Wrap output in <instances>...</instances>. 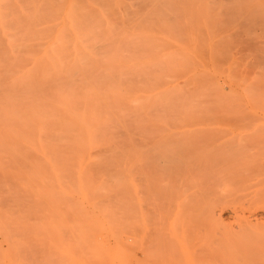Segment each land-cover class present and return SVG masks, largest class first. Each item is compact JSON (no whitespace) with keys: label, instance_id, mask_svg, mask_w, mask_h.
Segmentation results:
<instances>
[{"label":"rangeland","instance_id":"374dc122","mask_svg":"<svg viewBox=\"0 0 264 264\" xmlns=\"http://www.w3.org/2000/svg\"><path fill=\"white\" fill-rule=\"evenodd\" d=\"M87 1L80 0L75 6L79 14L85 13L88 9ZM89 1L96 11L107 13L106 16L109 18L111 16V21L114 19L117 25L120 21L118 28L121 31L131 32L130 35L128 32L123 34L126 36L122 37L123 40L116 38L117 35L122 36V33L118 31L119 29L116 30L117 25L112 21L116 25L115 35H112L113 41L115 39L119 45L111 41L112 48L109 49V55L110 53L117 55L111 54L114 58L117 57L118 63L114 64V59L115 66L112 67L117 68L115 70L118 74L125 68V72L129 70L128 78H131L126 80V84H122V87L124 88L125 85L128 91L121 87L122 91L116 93L120 94L124 91L126 94L130 91L135 97L127 93L132 98L129 99L132 102L134 99L137 102L138 99V106H134L136 102L131 101L127 104L129 101L127 96L121 93L125 99V106L123 103L119 106L121 110L119 114L120 112L121 114L118 117L126 119L127 126L125 122L119 123L118 119L117 125L104 124L102 126H107V129L104 130L102 127L103 130H99L97 135L99 141L96 144L99 146L95 145L94 149L105 150L103 158L107 153L116 150L115 157L113 155L107 164H103V159L102 164H0V264H264V239H261L264 238V0ZM65 2L66 0H0V43L2 42L0 48H3L0 49L2 50L1 71L6 72L5 68L9 67L16 71L18 65H20L19 70L24 69L26 65L35 61L32 59L35 58V53L42 50L44 44L55 34V29L59 27L58 20H61L62 5ZM83 18V23L89 28L93 27L95 30L99 27L94 18L89 19L90 17L87 16ZM5 31L6 36H4ZM48 33L51 35L49 36ZM136 35L139 37H135ZM127 36L136 41H131L136 43L133 44L135 46L131 42L128 43L130 39ZM12 40L17 48H20L19 43L22 44L23 52L19 48L20 51L16 50V47L13 49L18 52L6 48L13 44ZM27 40H31L30 43ZM124 40H126L125 44L119 43V41L125 42ZM94 42L93 44L101 43L99 39L97 43ZM127 43L128 55L127 52L123 53L126 49L128 51ZM115 44L117 48L120 47L118 50L115 49ZM98 45L97 48L101 47V44ZM29 47L34 50H30ZM134 47L135 52L131 51ZM140 48L142 51L139 50ZM6 50L12 51L10 58ZM119 50H123L125 56L123 54L119 56ZM100 51L105 50L100 48L98 52ZM133 52L137 54L129 57L132 63L139 61L138 63L145 67L150 63H147V59L153 60V63H150L153 67L144 68L140 64L134 65L140 71L138 72L137 69L135 71L138 78L134 75L131 77L134 67L127 64L129 61L124 62ZM32 53L34 55H31ZM140 53L144 55L141 56ZM14 54L19 56L16 57ZM62 55L60 59L64 58V54ZM137 56L141 57L136 58ZM2 57L5 58L4 61ZM133 57L138 60L132 61ZM13 58H18L19 61ZM13 60L16 66L12 63ZM100 62L102 67L98 65L97 68L101 67L103 73L102 63L105 61ZM125 63L128 67L123 66ZM108 64L105 68L110 69ZM121 64L122 66L119 67ZM42 66L40 64V67L45 68L44 65ZM40 67L35 68L38 71ZM111 70L108 71L112 73ZM15 71L12 74L7 73L11 75V79L17 76ZM41 71L42 69L38 72ZM116 71L114 75L117 77L112 76L114 79L120 77ZM144 71L146 76L144 74V79L140 77V80L139 74L141 72L143 74ZM38 72L35 74L39 77L32 73V78L38 80L32 82L37 83L39 87V79L41 82L46 79L40 78ZM0 74L1 82L10 78L6 73L4 76L2 72ZM122 77L118 80L124 81L125 78ZM149 77L150 81L146 83ZM56 78L50 77L51 81L54 79L55 85ZM59 78H57L58 84H60ZM138 79L141 82L146 81L145 88L141 87L143 90H140L144 92V94L142 92L144 97L137 92V89L143 86L139 84ZM94 80H98L95 84L104 87L105 79L100 77ZM130 81L136 82L133 85L138 83V86L136 85L138 88H134L132 84L129 85L130 88L128 86ZM6 82L0 85L7 84ZM50 82L44 83L50 86ZM55 85L52 84L51 87L54 88ZM99 85L95 86L99 87ZM128 87L134 92L136 90L140 95L129 90ZM152 87L156 95L152 94ZM42 88L43 86L39 89L43 92L47 89L46 93L51 92L50 88ZM48 94L45 96L47 97ZM153 96L155 101L152 100ZM141 99L145 104L139 106ZM27 102L24 101L22 104L25 105L24 103ZM16 103L19 104L18 101ZM6 105L3 103L2 106ZM11 106L10 104L8 107ZM25 106L20 108L25 109ZM122 109L126 111L122 112ZM115 112L117 115V110ZM124 120L121 119V122ZM110 125L113 134L109 133L112 131L108 129L111 128ZM123 127L128 135L123 132L126 131L122 129ZM152 133H155V139H158L156 142H159L160 147L155 139L151 138L154 136L150 137ZM170 134H173L174 138H179V143ZM110 136L117 142L114 143ZM167 136H171L172 139L168 138L169 143ZM162 137L166 141H163ZM197 139L201 142L198 143ZM101 141L104 142L103 147ZM152 144H155V148ZM189 144L192 146L190 147ZM134 145L143 148L146 146L149 149L146 150L148 154L142 151L146 147L140 148L139 152L138 148L134 149ZM177 146L181 149L180 147L177 149ZM195 147L197 150L201 148L197 151ZM206 148L214 150L210 151L212 154L218 152L224 155L223 159L230 164L226 165L228 171L223 167L225 177L221 172L222 165L226 163L223 164V156L220 154L214 155V159V156L210 155L213 160L207 164L201 163L205 167L202 168V165L200 167L199 160L202 157L200 151L204 154ZM215 149L219 150L215 152ZM128 150H132L129 153L131 160L128 159L132 162L135 160V164H114L118 161L116 157H123L121 154L124 153L126 158ZM151 150L155 151L156 155H153ZM170 152L176 158L180 156L177 152H185L182 156L185 155L186 158L182 160L185 159L186 162L178 158L180 164L178 162L176 164L171 160L175 159L174 156L169 161ZM224 152L232 153L236 158L231 157L230 160L229 156L232 154L228 155ZM192 156H195L194 160ZM164 158L168 163L160 164L159 161ZM217 158L222 160V165L220 161H215ZM189 159L193 161L197 159L196 166L185 167L184 163L195 165V162ZM153 160H157L156 163ZM213 163L220 170L215 169ZM208 164L213 166L210 167ZM207 171L212 172L208 174ZM206 172L209 176L213 175L209 177L211 180ZM230 176L233 178L230 179ZM251 233L254 235L252 236Z\"/></svg>","mask_w":264,"mask_h":264},{"label":"bare ground","instance_id":"6f19581e","mask_svg":"<svg viewBox=\"0 0 264 264\" xmlns=\"http://www.w3.org/2000/svg\"><path fill=\"white\" fill-rule=\"evenodd\" d=\"M65 1V0H64ZM80 0H66V2L62 5L63 7H62V16L60 17V19L61 20H58V17L57 16H59V14L56 16L57 18H56V20H58L59 22H60V25H59V27H57V25H54V26H56L57 27V29H55L56 31L54 32L55 34H53V37L51 36V38L48 40V42L47 43H45L44 44V47H42V50H38L39 52L38 53H35V58H32L33 60L35 59V61H32L28 66L26 65V67H28V68H24V69H22V68H20V70H19V66L20 65H18L17 67H18V70L16 69V71H15V69H14V71H15V76L16 77H13L12 79H11V75L10 74H12V73H14V71L11 69V67H9L10 68V70H9V68H5V70H6V72L5 71H1V69H0V73L2 72V76H4V75H6L8 72L10 73V74H7L8 76L7 77H10V78H7L8 79V81H7V79H6V81L8 82H6L5 81V79H3V81L2 82H6L7 84H4L3 83V85L2 86H4L5 88H3L1 85H0V102H2V104L0 103V164H102V161L104 162L103 164H107L108 162V160H110L111 161V157L113 156V157H115V154H114V152L116 151V150H114L113 151V153H112V151H111V153L109 154V153H107V151H106V153H107V155H106V157H102V155L104 156V151L105 150H101V151H99V149H98V151H97V149H94V146L97 144V141H99L98 140V138H97V135H98V132H99V130L100 129H102V127H104V130L105 129H107L106 127L107 126H102V125H104V124H106V125H109L110 123H111V125H112V123H114L115 125H117V122H118V119H119V123H123L124 124V122L126 121V119L124 120L123 118H121L122 120H124V121H122L121 122V119L119 118L120 116V114H121V112H120V114H119V111H121L120 110V107L119 106H121L122 104L121 103H123V105H124V96H127V98H128V102H127V104H129V102L131 101L130 99H132L131 98V96H134V94L133 95H131L132 93L129 91V92H126V94L124 93V91L123 92H121V93H124L125 95L124 96H122V94L120 93V94H117L116 92H119V91H122V84H126V80L127 79H129L128 78V76H129V70L127 71L126 70V72H125V68H124V71L122 72H120V74H118V71H116L117 70V68H115L114 69V67H112V66H115V65H113V62H114V64H116V63H118V62H116V58L117 57H113V56H117V55H114V54H112V53H110V55H109V49L110 48H112L111 47V41H113V37H112V35L114 34V29L116 28L115 26L117 25L116 24V21H115V23H114V19L112 20L113 21V23L114 24H116V25H114L113 23H112V21H111V16H110V18L109 17H107L106 15H107V13H105V12H103V11H96V9H95V7H94V5H92L91 4V2L88 0L87 1V3H89V6H88V9L86 10V12L85 13H83V14H79V12H77L75 9V6L78 4V3H80L79 2ZM35 6V5H34ZM31 7H32V5H31ZM33 8V7H32ZM32 10V9H31ZM36 10V9H35ZM34 10V11H35ZM137 14V13H136ZM25 15V14H24ZM23 15V17L24 18H26L25 16ZM81 15H83V17H85V16H87V17H90L89 19H91V18H94L93 20H96V22L98 23H96L95 22V26H97V25H99V27H96L97 29H95V27H94V29L95 30H93V27L92 28H89L86 24H84L83 23V20H82V18L83 17H80ZM30 16V15H29ZM31 16H32V14H31ZM36 16V15H35ZM132 16H133V14H132ZM28 17V16H27ZM135 17V16H134ZM35 18V17H34ZM27 19V18H26ZM25 19V20H26ZM84 19V18H83ZM125 19V18H124ZM123 19V20H124ZM127 19H129V18H127ZM131 19V18H130ZM24 20V21H25ZM32 20H33V18H32ZM53 20V19H52ZM86 21H87V18L85 19ZM116 20V19H115ZM123 20H121L122 21V23H124V21ZM134 20V19H133ZM34 21V20H33ZM32 21V22H33ZM45 21V20H44ZM91 21V20H90ZM126 21V20H125ZM128 21V20H127ZM29 22V21H28ZM49 22H51V20L49 21ZM56 22V21H55ZM89 22V21H88ZM94 22V21H93ZM131 22H132V20H131ZM135 22V21H134ZM18 23V22H17ZM21 23V22H20ZM24 24H25V22H23ZM27 23V22H26ZM34 23V22H33ZM46 23V22H45ZM47 23H48V21H47ZM85 23H87V22H85ZM91 24H93V23H91ZM97 24V25H96ZM120 24H121V22L120 21H118V25H117V29L116 30H118L119 28L118 27H120ZM15 25H16V23H15ZM19 25V24H18ZM27 25H28V23H27ZM23 26H25V25H23ZM22 26V27H23ZM32 26V25H31ZM49 26V25H48ZM89 26H91L90 24H89ZM93 26V25H92ZM30 27V26H29ZM47 27V26H46ZM51 27H53V26H51ZM45 28V27H44ZM44 28H42V30H44ZM48 28V27H47ZM5 29V28H4ZM34 29V28H33ZM31 30H32V28H31ZM39 30V29H38ZM38 30H37V32H38ZM41 30V29H40ZM39 30V31H40ZM23 31V30H22ZM118 31H121V29H119ZM26 32V31H25ZM24 32V33H25ZM30 32V31H29ZM43 33L45 32V31H42ZM127 32L128 31H125V30H122L121 31V33H122V36L120 35V36H118L117 35V37L116 38H118V39H120V38H122V37H126V36H124L125 34H127ZM20 33V32H19ZM36 33V32H35ZM42 33V34H43ZM120 33V34H121ZM129 33V32H128ZM131 33V32H130ZM130 33H129V35H130ZM13 34V33H12ZM18 34V33H17ZM49 34V33H48ZM117 34V33H116ZM124 34V35H123ZM135 34H137V33H135ZM9 35V34H8ZM27 35V34H26ZM33 35V34H32ZM31 35V36H32ZM51 34H49V36H50ZM115 35V34H114ZM133 35V34H132ZM138 35H140V34H138ZM138 35H136L135 37H139ZM4 36H6V31H5V35ZM18 36V35H17ZM22 36V35H21ZM48 36V35H47ZM48 36V37H49ZM141 36V35H140ZM10 36H7V38H9ZM28 37V36H27ZM43 37V36H42ZM114 37V38H115ZM128 37V39H130V37L129 36H127ZM134 37V36H133ZM134 37V38H135ZM1 38V37H0ZM3 38V37H2ZM11 38V37H10ZM9 38V39H10ZM132 38V37H131ZM16 39V38H15ZM28 39V38H27ZM48 39V38H47ZM100 40V44H101V47H98L97 48V46L96 45H98L99 44V42H98V44H93V41H97V40ZM125 39V38H124ZM141 39V38H140ZM13 40H14V38H13ZM12 40V42H13V44L11 43V45H9V47L7 46L6 48L8 49V48H10V50H14L13 49V47H16V44H15V46H14V41ZM21 40V39H20ZM44 40V39H43ZM122 40H123V38H122ZM133 40L134 39H130V41L129 40H127V42L128 43H130L131 41L133 42ZM139 40V39H138ZM11 41V40H10ZM17 41H19V40H16V42ZM31 41V40H30ZM30 41L29 40H27V42H29L30 43ZM38 41V40H37ZM114 41H115V39H114ZM113 41V43H116L117 41H115L114 42ZM125 42H121V41H119V43L121 44V43H126V40H124ZM135 41V40H134ZM6 42V40H4V42L3 43H5ZM9 42V41H8ZM7 42V43H8ZM20 42V41H19ZM24 42V41H23ZM46 42V41H45ZM94 42V43H95ZM131 42V43H132ZM136 42V41H135ZM132 43V45L133 44H136V43ZM142 42V41H141ZM2 43V42H1ZM0 43V44H1ZM33 43V42H32ZM97 43V42H96ZM128 43L126 44L127 46L126 47H128L129 45H128ZM130 43V44H131ZM139 43H140V41L138 42V45H139ZM18 44V43H17ZM99 44V45H100ZM117 44H118V42H117ZM123 44V45H124ZM22 45V44H21ZM21 45H20V43H19V46H20V48L19 49H21L22 47H21ZM34 45V44H33ZM33 45H32V48H33ZM37 45L38 46H40L38 43H37ZM36 45V46H37ZM98 45V46H99ZM119 45V44H118ZM4 46H5V44H4ZM35 46V45H34ZM35 46V47H36ZM42 46H43V44H42ZM114 46V45H113ZM117 45L115 44V47H116ZM133 46H135V45H133ZM142 46V45H141ZM23 47H25V45H23ZM28 46H26V48H27ZM5 48V49H6ZM17 48V47H16ZM18 48L16 49V50H18ZM30 48V50L32 49L31 47H29ZM40 48H41V46H40ZM39 47H38V49H40ZM100 48H101V50L102 49H104L105 51L104 52H102V51H100V53L98 52L99 50H100ZM118 48H120V47H118ZM118 48L116 47L115 49H117L118 50ZM131 48L133 49V47L131 46ZM137 48H138V46H137ZM0 49H3V48H0ZM125 49V48H124ZM123 49V50H124ZM9 50V49H8ZM25 50V49H24ZM32 50H34V49H32ZM36 50V49H35ZM116 50V51H117ZM123 50H119L120 52H119V56H121L123 53H126L127 52V54L126 55H128V53H129V47H128V51H127V49H126V51L124 50V52H123ZM131 50V49H130ZM138 50V49H137ZM136 50V51H137ZM139 50H141V48L139 49ZM2 51V50H1ZM0 51V52H1ZM7 51V50H6ZM12 51H7V54H9V58H10V54H13L12 53ZM15 51V50H14ZM18 51H20V50H18ZM18 51H15V52H18ZM131 51H134L135 52V47H134V50H131ZM142 51V50H141ZM140 51V52H141ZM21 52H23V49H21ZM35 52V51H34ZM33 52V53H34ZM41 52V53H40ZM111 52H112V50H111ZM123 52V53H122ZM134 52H133V54L131 55V53H130V55L128 56V60H124V62L126 61V62H128L127 64L128 65H131V66H133L134 67V65H138V64H140V63H138L137 61V63L136 62H131V58H129V57H132V56H134L135 54H137V53H135L134 54ZM26 53H28L27 52V50H26ZM31 54V55H34V54ZM116 53V52H115ZM5 54V53H4ZM18 54V53H17ZM19 54H20V52H19ZM22 54V53H21ZM62 54H64V58L63 59H65V56H66V59L64 60L65 62V64L63 63V59H60L61 57V55ZM111 54L113 55V56H111ZM139 54V53H138ZM16 57L17 56H19V55H16V54H14ZM14 55H12L13 57H14ZM124 55V54H123ZM140 55L141 56H143L144 54L143 53H140ZM4 56V55H3ZM7 56V55H6ZM63 56V55H62ZM118 56V57H119ZM125 56V55H124ZM124 56H122V57H124ZM140 56V57H141ZM24 57V56H23ZM111 57H113L112 58V60H111ZM140 57H136V58H140ZM3 58V57H2ZM22 58V57H21ZM26 58V57H25ZM29 58H30V56H29ZM135 57H133L132 58V61L133 60H138V59H134ZM143 58V57H142ZM4 59L5 58H3V61H4ZM13 59H15V58H13ZM18 61H19V59L18 58H16ZM15 59V60H16ZM115 59V60H114ZM119 59H121L120 57H119ZM126 59V58H125ZM144 59H146V58H144ZM143 59V60H144ZM6 60H8V59H6ZM23 60V59H22ZM25 60V59H24ZM31 60V59H30ZM30 60H28L29 62H30ZM102 60V62L103 61H105V62H100ZM114 60V61H113ZM122 60V59H121ZM141 60V59H140ZM0 61H1V59H0ZM10 61V60H9ZM14 61V60H13ZM111 61H112V63H111ZM123 61V60H122ZM146 61H148L147 63H153L152 61V59H147ZM145 61V62H146ZM63 64H62V63ZM99 62L100 63H102V64H104V66H103V68H104V71H103V69H102V72L103 73H101V67H102V65H100L99 64ZM106 62H107V64H108V62H110L108 65H110L109 66V68L110 69H108V67H106L105 68V66L107 65L106 64ZM120 62V61H119ZM123 62V63H124ZM130 62H131V64H130ZM141 62L142 63H144V61H142L141 60ZM4 63V62H3ZM13 64L15 63V61L14 62H12ZM28 63V62H27ZM32 63L34 64L33 66H32ZM121 63V62H120ZM119 63V64H120ZM135 63V64H134ZM150 63H149V66H150ZM12 64V65H13ZM40 64H41V66L42 65H44V67L45 68H42V67H40ZM106 64V65H105ZM118 64V65H119ZM126 63L125 64H123V66H127L128 67V65H127ZM133 64V65H132ZM144 64H146V63H144ZM9 65V64H8ZM7 65V66H8ZM15 65V64H14ZM13 65V66H14ZM101 66V67H98L97 68V66ZM117 65V64H116ZM141 65V67H144V65H142V64H140ZM139 65V66H140ZM152 65H154V64H152ZM9 66H11V65H9ZM16 66V65H15ZM36 66H38V67H40L41 69H42V71L41 72H38L39 70H41L40 68H38L39 70L37 71V69L35 68ZM122 66V64L119 66V67H121ZM149 66H147V65H145V67L144 68H149ZM24 67V66H23ZM117 67V66H116ZM150 67H153V66H150ZM3 68V67H2ZM16 68V67H15ZM100 68V69H99ZM123 68V67H122ZM132 68V67H131ZM130 68V69H131ZM143 68V69H144ZM106 69H108V70H111V69H113V71H112V73L110 72V71H108V70H106ZM127 69H129V68H127ZM137 68H135L134 67V70H133V72L134 73H132V71L130 72V74H131V77H132V75H134V76H136L137 75V73L135 72V71H137L136 70ZM141 70H142V68H140ZM151 70L150 71H152V68H150ZM12 70V71H11ZM47 70V71H46ZM116 71V74H118V76H120L118 79L120 80L121 79V75H123V77L125 78V82L123 81V80H121V81H123V83H121V81H119L118 79H114L112 76L115 74V71ZM120 70H123V69H121L120 68ZM132 70V69H131ZM45 71V72H44ZM106 71V72H105ZM149 71V70H148ZM147 71V72H148ZM149 71V72H150ZM6 74H5V73ZM18 72V73H17ZM36 72H38V74H40V78H43L44 80L46 79V81H43V82H41L40 80L41 79H39V87L37 86V83H34V82H36V81H38V80H36L35 81V79H33L32 78V73H34V75H36L35 73ZM59 72H61L60 74H59V76H57L58 75V73ZM64 72V73H63ZM97 72H99L98 74H101V75H99V76H95L94 74H96V75H98L97 74ZM108 72V73H107ZM125 72V73H124ZM128 72V73H127ZM138 72H140L139 70H138ZM146 72V73H147ZM4 73V74H3ZM17 73V74H16ZM42 73V74H41ZM106 73V74H105ZM123 73V74H122ZM126 73L128 74L127 76H126ZM136 73V74H135ZM62 74H66V75H62ZM105 75V77H103V75ZM144 74H145V71L143 72V74H142V72H141V74H139L140 76H139V78L140 77H143L144 76ZM149 74V73H148ZM152 74V73H151ZM142 75V76H141ZM153 75V74H152ZM37 77H39L38 75H36ZM36 76H33L34 78L36 77ZM54 76H55V78H56V76H57V78H59V77H61V78H59L58 80H59V83L60 84H58V81H57V78L55 79V81H56V85H55V82H54V79H52V81L54 82V83H51L52 81H51V79H50V77H52V78H54ZM114 76H116V75H114ZM145 76H146V74H145ZM63 77V78H62ZM103 78V80L105 79L106 81H107V83H106V81H104V84H103V86L104 87H102V86H100L98 83H96L97 85H99V87L98 86H95L96 84H95V82H98V80L96 81V80H94V78ZM117 77V76H116ZM122 77V79H124ZM127 77V78H126ZM0 78H1V74H0ZM136 78H138L137 76H136ZM151 78H153V77H151ZM155 78V77H154ZM37 79V78H36ZM48 79V80H47ZM50 79V80H49ZM131 79V78H130ZM142 79H144V77L142 78ZM147 78L145 77V80H146ZM9 80H12V81H9ZM32 80L34 81V82H32ZM62 80V81H61ZM112 80V81H111ZM115 80H117V81H119L118 83L119 84H121V86H119V84L118 83H116L117 81H115ZM135 80V79H134ZM140 80H141V78H140ZM145 80H143L142 82L141 81H139V79L137 80L138 82H139V84L140 85H143L144 86V82H146ZM47 81H51L50 82V86H49V84L48 85H45V83L47 84ZM149 81H150V77H149V79L147 80V82L146 83H149ZM151 81H152V79H151ZM1 81H0V84L2 83ZM10 82H11V86H10ZM45 82V83H44ZM33 83L36 85H33ZM100 83V82H99ZM112 83V84H111ZM133 83H136V82H133ZM133 83H131V81H130V84H128V86L129 85H131L132 84V86L134 87V88H138V87H136V85L138 84H136V85H133ZM8 84H9V86H8ZM32 84V85H31ZM42 84V86H43V88H45L46 86H49V87H46V88H50L51 86H52V84H54L55 86H54V88L53 87H51L50 88V90H51V92H52V95H50L49 96V94H51V92L49 91L48 93H46L47 92V90H46V92H45V95H47L48 94V96L46 97L45 95H44V92L42 91V90H40L39 88H41L42 86H40ZM5 85H7V86H5ZM29 85H30V87H29ZM58 85V86H57ZM116 85V86H115ZM139 85V86H140ZM147 85V84H146ZM119 86V87H118ZM138 86V85H137ZM143 86H140L138 89H137V92H140V90L142 89V88H145V86L143 87ZM148 86V85H147ZM146 86V87H147ZM103 88V89H101V88ZM122 87V88H121ZM130 88H131V86H129ZM128 87V89L129 90H131V91H133L134 92V90H132V89H130ZM132 87V88H133ZM142 87V88H141ZM148 87H151V86H148ZM42 88V89H43ZM45 88V89H46ZM124 88H126V86L124 85ZM123 88V89H124ZM133 88V89H134ZM153 89H152V94H155L154 92V87H152ZM7 91V93H6V91ZM8 89V90H7ZM34 89V90H33ZM120 89V90H119ZM147 89H149V88H147ZM151 89V88H150ZM5 92H4V91ZM36 90H40L39 92H37ZM126 90H127V88H126ZM125 90V91H126ZM143 90V89H142ZM3 91V92H2ZM29 91V92H28ZM31 91V92H30ZM33 91V92H32ZM34 91H36V96H35V94H33L34 93ZM41 91H42V93H41ZM128 91V90H127ZM154 91V92H153ZM135 92H136V90H135ZM134 92V93H135ZM136 92V93H137ZM142 92L143 91H141L140 93H141V96H143L142 95ZM148 92H150V90L148 91ZM31 94V95H29V94ZM42 95H41V94ZM116 93V94H115ZM127 93H129V95H131V96H129ZM140 93H137L138 95H140ZM32 94H33V96H32ZM39 94V95H38ZM143 94H144V92H143ZM45 97H44V96ZM121 95V96H120ZM146 96H147V94H145ZM156 95V94H155ZM154 95V96H155ZM43 96V97H42ZM152 95L150 94V99L152 98L151 97ZM154 96H153V99L152 100H154ZM51 97V98H50ZM129 97H130V99H129ZM135 97V96H134ZM138 97V96H137ZM144 97V96H143ZM22 98H24V99H22ZM111 98H113L112 100H111ZM138 98H141V97H138ZM19 99H21V100H19ZM6 100V101H5ZM16 100V101H15ZM127 100V99H126ZM142 100V104L141 103H139V106H141V105H143V104H145V101H143V99H141ZM140 100V101H141ZM144 100H146L145 98H144ZM18 101V103L19 104H17L16 102ZM26 102V101H28L30 104H28V102L27 103H24L25 105H27V106H25V105H23L22 104V102ZM112 101V102H111ZM114 101H116V102H114ZM155 101V100H154ZM20 102H21V104H20ZM117 102H119V103H117ZM132 102V101H131ZM133 102H136V100L134 99L133 100ZM132 102V103H133ZM137 102H139V100L137 99ZM137 102H136V104L134 105V106H138V104H137ZM152 102V101H151ZM3 103H5V104H7L6 106H2L3 105ZM153 103V102H152ZM12 105L11 107H8L9 105ZM15 104H16V106H15ZM126 104V105H127ZM25 106L26 108L24 109H22V108H20L21 106ZM125 106V105H124ZM144 106H142V109H144L143 108ZM134 108V107H133ZM140 108V107H139ZM130 110H131V108H129ZM141 109V108H140ZM117 110V112H118V114L116 115V111ZM124 111H126V110H124ZM123 111V109H122V112H124ZM132 111H134V110H132ZM131 111V112H132ZM126 113V112H125ZM127 114V113H126ZM135 115H137V112H136V114ZM139 115V114H138ZM141 115H143L144 116V114H141ZM119 116V117H118ZM118 117V118H117ZM138 117H140V115L138 116ZM142 118V117H141ZM135 120V119H134ZM137 120H138V118H137ZM141 120V119H140ZM142 120H144V119H142ZM141 120V121H142ZM113 121H115V122H113ZM139 121V120H138ZM140 121V122H141ZM133 122V121H132ZM118 123V125H120ZM126 123L127 122H125V125H126ZM136 123V122H135ZM143 123V122H142ZM113 124V125H114ZM122 124V125H123ZM138 124V123H137ZM137 124H134V125H137ZM144 124V123H143ZM143 124H141V125H143ZM111 125L109 126V127H111ZM124 125V127L126 128V126ZM144 126V125H143ZM143 126H142V128H143ZM114 127V126H113ZM122 128V129H125V128ZM137 127V126H136ZM115 128H116V126H115ZM114 128V129H115ZM130 128H132V127H130ZM108 129H111L112 131H110L109 133H111L112 132V134H113V128L111 127V128H108ZM121 129V130H122ZM133 129V128H132ZM144 129V128H143ZM103 130V129H102ZM117 130H119V128L117 129ZM126 130V129H125ZM140 130V129H139ZM107 131V130H106ZM116 132V131H115ZM119 132H121V131H119ZM118 132V133H119ZM123 132H126L125 134H127L128 135V132H127V130L126 131H123ZM135 132V131H134ZM124 134V135H125ZM101 135V134H100ZM115 135V134H114ZM126 135V136H127ZM132 135V134H131ZM130 135V136H131ZM138 135V134H137ZM168 135V134H167ZM170 135H172V138H174V135L173 134H170ZM126 136H124V137H126ZM151 136H154V137H151ZM155 133H152V135H150V137L151 138H154L155 139ZM159 136V135H158ZM111 137V136H110ZM120 137V136H119ZM122 137V136H121ZM123 137V138H124ZM134 137V136H133ZM164 137V136H163ZM163 137H162V140L163 141H166V139L164 140L163 139ZM180 137V136H179ZM183 137V136H182ZM127 138V137H126ZM125 138V139H126ZM129 138V137H128ZM167 139L169 138L170 140H172L171 139V136H167L166 137ZM188 138V137H187ZM113 139V141H114V143H116L115 142V139L114 138H112L111 137V140ZM124 139V140H125ZM153 139V140H154ZM160 139H161V137H160ZM168 139V143H169V140ZM174 139H176V141L178 142L180 139L178 138L177 139V137H175ZM173 139V140H174ZM182 139V138H181ZM186 139V138H185ZM190 139V138H189ZM196 139V138H195ZM108 140V139H107ZM118 140V139H117ZM119 140H120V138H119ZM127 140V139H126ZM158 140V139H157ZM156 139H155V142L157 141ZM184 140V139H183ZM188 140V139H187ZM67 141V145L65 144V142ZM104 141V140H103ZM109 141H110V139H109ZM122 141V140H121ZM128 141H130V140H128ZM138 141V140H137ZM175 141V143H177ZM198 143H200L199 141H198V139L196 140ZM196 141H194V143L196 142ZM105 142V141H104ZM103 142V143H104ZM127 141H125V143H126ZM131 143H133L132 141H130ZM146 142V141H145ZM174 142V141H173ZM184 142H186V140L184 141ZM71 143V144H70ZM101 143H102V141H101ZM103 143H102V147H103ZM111 143H112V141H111ZM119 143V142H118ZM124 143V142H123ZM123 143H121L122 145H123ZM124 143V144H125ZM131 143H130V145H131ZM152 143V142H151ZM150 143V144H151ZM159 143V142H158ZM157 142H156V144L157 145H159V147L161 146L160 144H158ZM166 143V142H165ZM179 143V142H178ZM177 143V144H178ZM187 143H189L188 141H187ZM191 143V142H190ZM98 144H100V142H98ZM106 144H107V142H106ZM120 144V143H119ZM137 144V143H136ZM196 144V143H195ZM117 145V144H116ZM116 145H114L115 147H116ZM141 145V144H140ZM143 145V144H142ZM147 145V144H146ZM153 146L155 145V144H152ZM190 145V144H189ZM96 146H99V145H96ZM104 146H105V144H104ZM111 146H113V145H111ZM124 146V145H123ZM127 146V145H126ZM135 146V145H134ZM148 146V145H147ZM187 146V145H186ZM192 145H190V147H191ZM118 147V146H117ZM125 147V146H124ZM131 147V146H130ZM146 147V146H145ZM144 147V148H145ZM151 146L149 145V148H150ZM178 147H180V146H177V149H178ZM189 147V146H188ZM97 148H99V147H97ZM134 148V147H133ZM138 148V149H137ZM142 149L143 148V146L142 147H136L135 146V148L134 149H137L139 152H140V150L139 149ZM143 148V149H144ZM154 148H155V146H154ZM172 148H174L175 150H176V148L175 147H172ZM182 148L184 149V147L182 146ZM186 148V147H185ZM199 148V147H198ZM201 148V147H200ZM200 148L197 150V148L195 147L194 149L195 150H197V151H199L200 150ZM204 148V147H203ZM202 148V149H203ZM100 149H102L101 148V146H100ZM106 149H108V148H106ZM120 149V148H119ZM121 149H123V147L121 148ZM127 149H128V147H127ZM130 149V148H129ZM133 149V150H134ZM148 148L146 147V149L145 150H142V151H146ZM152 149V148H151ZM156 149H158V148H156ZM156 149H154V150H156ZM180 149H181V147H180ZM179 149V150H180ZM183 149H182V151H183ZM190 149V148H189ZM201 149V150H202ZM208 148H206L205 150H206V153H208V154H206V153H204V154H201L202 152L200 151V155L202 156V157H200V158H197V159H200L199 161H201L200 162V167H201V163H204V164H207V163H209L211 160H213L214 158H215V156L214 155H217L218 154V152L215 154L214 152V154H212V152L210 153V151H214V150H212V149H208ZM137 150H136V152H137ZM160 150V149H159ZM158 150V151H159ZM178 150V151H179ZM188 150V149H187ZM219 149H215V152L216 151H218ZM123 151H127V150H123ZM129 151V150H128ZM131 151L132 150H130L128 153H126V154H128L127 156H126V158H125V156H124V153L123 154H121L123 157H116V160H117V158H118V161H116L114 164H135L134 162H136L135 160H133V162L132 161H130L131 159L129 158V153H131ZM141 151V152H142ZM147 151H149V149L147 150ZM146 151V152H147ZM152 151V150H151ZM166 151V150H165ZM169 151V150H168ZM191 151V150H190ZM193 151V150H192ZM203 151V150H202ZM208 151V152H207ZM221 151V150H220ZM121 152V151H120ZM135 152V151H134ZM153 152V151H152ZM163 152V151H162ZM167 152V151H166ZM165 152V153H166ZM189 152V151H188ZM204 152V151H203ZM156 152L154 151L153 152V155H156L155 154ZM165 153H164V156H165ZM171 153V152H170ZM169 153V154H170ZM174 153H176L175 151H174ZM180 153V152H179ZM178 152H177V154H178V156L179 157H175V155H172L173 153H171V157H167L168 158V160L169 159H171L173 156L175 157V159L173 158V159H171V160H173V161H175L176 162V164H177V162H178V164H180V160L178 161V158L179 159H183L184 157H185V155H184V157L182 156L183 154H185V152L184 153H180L179 154ZM191 154H192V152H190ZM198 153V152H197ZM210 153V154H209ZM225 154H228V153H226V152H224ZM142 154H143V152H142ZM147 154H148V152H147ZM196 154V153H195ZM206 154V156H203V155H205ZM220 154V153H219ZM218 154V155H219ZM232 154V153H231ZM230 153L228 154V155H231ZM116 155H118V154H116ZM146 155V154H145ZM161 157H162V159H163V156H162V154L160 153L159 154ZM198 155H199V153H198ZM197 155V156H198ZM213 157V159H212V157ZM221 156H223L222 157V159L224 158V155H222V154H220ZM108 156V157H107ZM157 156H158V154H157ZM227 156V155H226ZM225 156V157H226ZM102 157V158H101ZM154 157V156H153ZM161 157H157V158H159V159H161ZM193 157V156H192ZM195 157V156H194ZM194 157H193V160H194ZM208 157H211V159L210 158H208ZM230 157V160H231V157H234V158H236L235 157V155L233 156V154L231 155V156H229ZM130 160H129V159ZM132 158V157H131ZM139 158V157H138ZM186 158V157H185ZM205 158V159H204ZM206 158H208L207 160H206ZM233 158V159H234ZM103 159V160H102ZM133 159H134V156H133ZM153 159V158H152ZM156 159V158H155ZM159 159H158V161H159ZM177 159V160H176ZM196 159V160H197ZM204 159V161L202 162V160ZM210 159V160H209ZM102 160V161H101ZM139 160V159H138ZM146 160H148V159H146ZM165 158H164V160H160L159 161V163L160 164H162V162H164L163 164H167L168 162H165ZM167 160V161H168ZM171 160H169V161H171ZM185 160V159H184ZM184 160H182V162L184 161ZM189 160H192V159H189ZM188 160V161H189ZM192 160V162H195V165H193V163H192V165L190 164V163H184L185 164V167H189V166H192V168H193V166H196V162L198 161H193ZM220 161V159L219 158H217V159H215V161ZM224 160V159H223ZM140 161H142L143 162V160H141L140 159ZM154 161V160H153ZM157 161V160H156ZM156 161H154L155 163H156ZM208 161V162H207ZM214 161V162H215ZM141 162V163H142ZM149 162V161H148ZM184 162H186V160L184 161ZM234 162V161H233ZM172 163V162H171ZM170 163V164H171ZM199 163V162H198ZM197 163V164H198ZM220 163V165H222V160L219 162ZM226 163V164H225ZM230 163V162H229ZM235 164H237L236 162H234ZM110 164V163H109ZM138 164V163H137ZM143 164V163H142ZM158 164V163H157ZM214 164V163H213ZM223 164H225L224 166L222 165V168L223 167H226V165H230V164H228V162H225V160H224V163ZM233 164V163H232ZM235 164H234V166H235ZM209 165V164H208ZM210 165H212V164H210ZM209 165V166H210ZM217 166H219V164H216ZM203 166V165H202ZM213 166V165H212ZM212 166H210V167H212ZM233 166V165H232ZM232 166H229V167H231L232 168ZM205 166H203L202 168H204ZM235 167H237V165L235 166ZM235 167H233V169L235 168ZM214 168L215 169H219V167H216L215 166V164H214ZM214 168H212V169H214ZM201 169V168H200ZM206 169V168H205ZM210 169V168H209ZM211 169V170H212ZM214 169V171L215 172H217L216 170ZM187 170V169H186ZM207 170V169H206ZM220 170V169H219ZM223 171L221 172V173H223L224 172V168L222 169ZM225 170H227V167H226V169ZM202 171H204V169L202 170ZM213 171V170H212ZM212 171H210V172H212ZM213 171V172H214ZM228 171V170H227ZM226 171V172H227ZM231 171V170H230ZM208 172V171H207ZM207 172H206V174H207ZM210 172H208V174L210 173ZM225 172V173H226ZM235 172V171H234ZM207 174V177L209 178V177H211V176H213V175H208ZM213 174V173H212ZM232 174V173H231ZM223 176H224V173L222 174ZM238 175V174H237ZM237 175H235V176H237ZM226 176V175H225ZM224 176V177H225ZM206 177V176H205ZM215 177V176H214ZM219 177V176H218ZM218 177H216V178H218ZM231 177L233 178V176H230L229 178L231 179ZM210 179V178H209ZM214 179V178H213ZM208 180V179H207ZM211 180V179H210ZM210 180H208V181H210ZM222 196V195H221ZM222 199V198H221ZM223 203V202H222ZM226 203V202H225ZM258 229H256V231H257ZM248 233H249V231H248ZM258 233L260 234V231L258 230ZM257 233V234H258ZM250 234V233H249ZM252 234V233H251ZM256 234V235H257ZM254 234H252V236H253ZM260 236H263V235H260ZM258 238H261V237H258ZM261 239H264L263 237L261 238ZM264 241V240H263ZM263 245H264V242H263Z\"/></svg>","mask_w":264,"mask_h":264}]
</instances>
